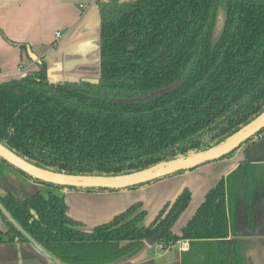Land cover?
Instances as JSON below:
<instances>
[{
  "label": "trees",
  "instance_id": "obj_1",
  "mask_svg": "<svg viewBox=\"0 0 264 264\" xmlns=\"http://www.w3.org/2000/svg\"><path fill=\"white\" fill-rule=\"evenodd\" d=\"M96 3L97 84L51 80L43 60L21 77L0 82V142L19 156L57 172L131 173L211 149L264 110V0ZM162 89L133 101L108 94ZM263 132L243 144L252 145ZM0 162L7 166L0 165V184L9 171L39 184L23 198L0 193V202L62 264H118L146 243L167 248L178 239L189 244L180 264H254L251 235L264 228V162L240 160L208 189L180 234L173 226L191 199L188 187L148 224L142 202L135 201L87 229L68 213L64 191L119 189L53 184ZM0 218L6 226L0 244H27L45 257L1 210Z\"/></svg>",
  "mask_w": 264,
  "mask_h": 264
},
{
  "label": "crops",
  "instance_id": "obj_2",
  "mask_svg": "<svg viewBox=\"0 0 264 264\" xmlns=\"http://www.w3.org/2000/svg\"><path fill=\"white\" fill-rule=\"evenodd\" d=\"M99 10L96 0H0V82L21 77L27 70L37 68L41 60L46 63L51 80L98 78ZM244 158L264 162V132L252 145H241L229 157L205 162L143 187L105 192L64 191L68 213L91 229L133 202L141 201L146 210L144 224H148L166 202L188 187L191 199L173 226V231L180 234L208 189ZM0 165L7 167L2 162ZM6 174L20 184L39 186L15 172ZM2 185L1 181L0 193H6ZM0 229H6L1 218ZM188 245L185 239H178L167 248L146 243L143 250L118 264H180ZM257 253L253 263L263 264ZM0 264L53 263L29 245L15 243L0 244Z\"/></svg>",
  "mask_w": 264,
  "mask_h": 264
},
{
  "label": "water",
  "instance_id": "obj_3",
  "mask_svg": "<svg viewBox=\"0 0 264 264\" xmlns=\"http://www.w3.org/2000/svg\"><path fill=\"white\" fill-rule=\"evenodd\" d=\"M130 0H119V2H128ZM135 1V0H132ZM82 81L97 84L98 78H82ZM264 128V110L251 122L240 128L234 134L229 136L223 143L186 157L159 162L153 166L139 171L119 174V175H86L57 172L35 165L0 142V158L8 164L20 169L28 175L45 182L75 186V187H106L113 189H122L128 186L136 185L145 181L176 172L181 169L195 168L205 162L220 158L227 152L237 149L247 139L256 132ZM0 210L6 218L32 243V245L46 258L52 259L55 264H62L56 257L52 256L46 249L38 244L35 239L27 233L11 216L6 208L0 202ZM260 236H264V228L258 231Z\"/></svg>",
  "mask_w": 264,
  "mask_h": 264
},
{
  "label": "rangeland",
  "instance_id": "obj_4",
  "mask_svg": "<svg viewBox=\"0 0 264 264\" xmlns=\"http://www.w3.org/2000/svg\"><path fill=\"white\" fill-rule=\"evenodd\" d=\"M222 16V13L221 15ZM220 25L218 26V28ZM164 91L162 90H152L148 92H137V93H131L130 95L125 93V92H114V91H109L108 94L111 97L119 98L122 100H127V101H133V100H142L150 97L151 95L158 94L160 92ZM246 145V144H245ZM1 181L3 183L2 188L6 193H11L17 198H23L30 194L33 190L36 189V186L33 185L32 183H27V185H23L18 183L13 176L10 174H5L2 176ZM71 215V214H70ZM260 235L254 236L251 235V238L253 239V246L249 249V253L252 257V260L254 257L258 255L257 252H259V256L261 259V263L264 264V243L262 244L260 242ZM256 261V260H255Z\"/></svg>",
  "mask_w": 264,
  "mask_h": 264
},
{
  "label": "built area",
  "instance_id": "obj_5",
  "mask_svg": "<svg viewBox=\"0 0 264 264\" xmlns=\"http://www.w3.org/2000/svg\"><path fill=\"white\" fill-rule=\"evenodd\" d=\"M57 35H59V33Z\"/></svg>",
  "mask_w": 264,
  "mask_h": 264
}]
</instances>
